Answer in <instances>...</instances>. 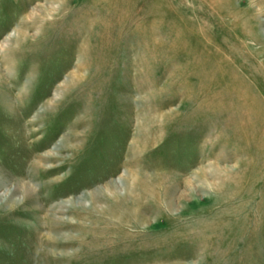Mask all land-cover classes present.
Returning <instances> with one entry per match:
<instances>
[{
  "label": "rangeland",
  "instance_id": "1",
  "mask_svg": "<svg viewBox=\"0 0 264 264\" xmlns=\"http://www.w3.org/2000/svg\"><path fill=\"white\" fill-rule=\"evenodd\" d=\"M253 1L0 0V264H264Z\"/></svg>",
  "mask_w": 264,
  "mask_h": 264
},
{
  "label": "bare ground",
  "instance_id": "2",
  "mask_svg": "<svg viewBox=\"0 0 264 264\" xmlns=\"http://www.w3.org/2000/svg\"><path fill=\"white\" fill-rule=\"evenodd\" d=\"M253 2L255 7L250 6L251 8H248L246 11L247 13L244 15L243 36H240L243 38V142L245 157L248 162L255 166H264V33L259 30L264 27V21L258 20L260 15L264 16V6H262L264 0H254ZM256 6L258 7L256 8ZM218 21L222 24L221 26L223 28L227 27L224 21H221L219 18ZM76 82H78V78H76L72 84ZM4 106L6 105L2 103L0 108L3 110V108H5ZM101 123L102 122L91 124L90 132L92 133L93 126H100ZM77 126L79 127L78 123L72 124L71 135L60 141L52 149L54 154L62 151L72 152L78 147L82 137L74 131ZM32 133L34 132L32 131ZM15 150L16 149H14V151ZM38 160V162H54L57 158H54L53 155H48ZM36 168H39V163L35 164L33 169ZM51 169L55 170L56 168ZM134 183L140 187L143 186L141 190L144 192L148 191L150 195H154V193L151 192L153 190L146 189L142 181L139 180ZM113 191H115L113 187H108L106 190L111 198H113V194H115ZM143 191L141 193H143ZM30 192V188H24L23 196H29ZM128 216L130 218L133 217L131 213H128ZM133 220H135V218Z\"/></svg>",
  "mask_w": 264,
  "mask_h": 264
}]
</instances>
